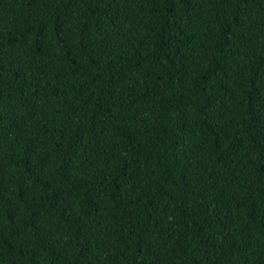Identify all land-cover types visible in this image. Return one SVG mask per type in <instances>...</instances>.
<instances>
[{
  "label": "trees",
  "instance_id": "1",
  "mask_svg": "<svg viewBox=\"0 0 264 264\" xmlns=\"http://www.w3.org/2000/svg\"><path fill=\"white\" fill-rule=\"evenodd\" d=\"M0 264H264V0H0Z\"/></svg>",
  "mask_w": 264,
  "mask_h": 264
}]
</instances>
